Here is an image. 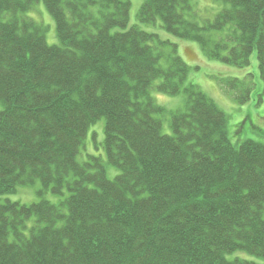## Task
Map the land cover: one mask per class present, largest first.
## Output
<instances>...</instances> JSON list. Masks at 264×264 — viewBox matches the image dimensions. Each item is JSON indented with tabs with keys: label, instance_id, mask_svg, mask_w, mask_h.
I'll return each instance as SVG.
<instances>
[{
	"label": "trees",
	"instance_id": "obj_1",
	"mask_svg": "<svg viewBox=\"0 0 264 264\" xmlns=\"http://www.w3.org/2000/svg\"><path fill=\"white\" fill-rule=\"evenodd\" d=\"M210 2L208 12L220 5L212 17L199 15L197 0H142L129 25V0H0V195L35 180L67 192L56 204L0 199V264L264 258V143H231L225 113L186 82L177 44L140 27L158 26L237 68L254 53L261 98L264 0ZM39 3L55 43L51 26L30 16ZM220 82L237 103L250 99L244 78ZM151 89L186 96L185 109L170 112V133ZM99 119L112 179L101 158L77 161Z\"/></svg>",
	"mask_w": 264,
	"mask_h": 264
},
{
	"label": "rangeland",
	"instance_id": "obj_2",
	"mask_svg": "<svg viewBox=\"0 0 264 264\" xmlns=\"http://www.w3.org/2000/svg\"><path fill=\"white\" fill-rule=\"evenodd\" d=\"M129 1V25H131L136 22V13L142 0ZM210 4V0H197V5L201 11H198L195 4L194 7L199 15L212 17L213 13L220 9V5L218 8H214V10L210 9V12H208ZM34 9L37 10L34 11L32 15L30 14V16H34L38 21H46V24L51 26L50 33L48 31L46 38L49 44L55 43V30L50 15L41 3L37 4ZM205 9L206 11H202ZM140 27L143 30L158 34L162 39H168L171 43L177 44V53L190 67L186 82L189 81L196 84L199 89L213 99L217 106L225 113L227 116V133L231 143L239 144L248 139L264 143V96H261V98L259 96L263 89V83L259 78L257 61L254 53L251 55L250 64L247 67L237 68L204 58L196 43L183 41L165 34L158 28V26L142 24ZM179 48L181 52L179 51ZM182 55L186 57L189 62ZM228 77H235L238 79L244 78V80L252 83L250 99L246 103H237L230 91L223 88L220 80ZM150 95L154 98L157 104L163 106L165 109L163 115L159 117L163 124L162 131L164 133H170L168 125L170 112L185 109V94L180 93L175 96L158 94L151 89ZM103 137L104 119H99L89 127L84 142L79 149L77 161L79 163L87 162L91 156L101 158L105 164L107 177L112 179L118 174V170L106 162L102 147ZM39 191L42 192L39 193ZM66 195V191L63 195H60L53 193L51 189L43 190L40 181L35 180L29 185L17 186L16 189L9 194L0 195V199H9L21 204H30L45 199L56 204L64 199ZM225 256L227 259L239 258L249 261L252 264H264V258L250 255L243 251H234Z\"/></svg>",
	"mask_w": 264,
	"mask_h": 264
}]
</instances>
